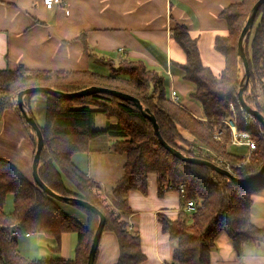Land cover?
Wrapping results in <instances>:
<instances>
[{
    "label": "trees",
    "instance_id": "trees-1",
    "mask_svg": "<svg viewBox=\"0 0 264 264\" xmlns=\"http://www.w3.org/2000/svg\"><path fill=\"white\" fill-rule=\"evenodd\" d=\"M256 1L242 0L222 12L229 25V35L216 39V49L226 57V67L220 77L204 66L197 40L191 37L186 26H177L173 31L175 39L187 54V62L181 65L184 79L195 85L192 96L201 102L207 120L195 117L172 100L163 76L156 69L148 67L142 59L127 58L119 62L110 60L111 72L108 74L34 71L22 66L16 70L0 69V121L7 108L15 107L37 144L36 132L17 104L19 91L35 85H49L64 91L93 85L111 87L132 94L145 108H150L164 139L182 152L200 156L180 145L179 141L185 138L179 126L215 154L242 162L234 169L238 176L255 174L264 163V125L258 119L247 122L246 117L250 114L241 107L238 92L245 68L237 50L239 36ZM83 42L90 52L85 37ZM244 46L250 68L249 85L244 97L250 106L264 115V4L247 34ZM39 93L48 98L46 121L43 126L40 125L45 141L39 164L40 177L55 192L88 200L105 214L104 231L115 233L120 245L117 264H141L145 259L140 234L130 227L123 214L129 209L128 191L140 189L146 193L148 173L152 171L159 174L161 193L168 182L173 183L174 190L181 185L185 188V194L181 195L179 218L175 221L166 216L161 218L163 229L179 241L174 251L176 264H211V251L222 232L229 236L236 250H240L246 241L264 240V229L251 221L252 193L264 189V173L259 180L236 184L209 166L181 160L161 144L152 122L136 104L119 97L96 93L65 98ZM33 94H27L25 100ZM93 105L99 108H93ZM98 112L108 117L116 116L117 124L98 129L94 123ZM234 115L238 130L249 131L258 140L254 157L249 162L243 163L226 147L231 129L224 120ZM217 129L223 130L220 139L214 135ZM102 134L118 136L120 139L113 145V150L126 156L124 173L111 192L113 205L98 195L96 189L100 183L72 160L74 153L88 151L91 138ZM8 193L14 195L11 213L4 209ZM191 199L199 200V205L195 212L189 214L185 206ZM76 206L87 212V224L66 213L59 200L47 194L34 180H28L15 166L0 159V264H87L100 218L92 210ZM18 224L20 234L44 233L55 238L59 244L64 233L77 232L79 243L75 258L32 260L23 257L18 252L15 237L11 235Z\"/></svg>",
    "mask_w": 264,
    "mask_h": 264
},
{
    "label": "crops",
    "instance_id": "crops-1",
    "mask_svg": "<svg viewBox=\"0 0 264 264\" xmlns=\"http://www.w3.org/2000/svg\"><path fill=\"white\" fill-rule=\"evenodd\" d=\"M241 1L64 0L69 9L67 13L58 5L46 8L42 0H0V69L16 70L22 66L34 71L108 74L111 72L110 60L142 59L163 76L172 100L175 91L177 103L195 117L207 120L201 102L192 96L195 85L184 79L181 65L187 62V54L175 39L173 31L177 26H186L191 37L197 40L202 63L220 77L226 67V57L216 49V39L229 35V25L222 12ZM84 37L90 45V52L85 48ZM34 99L35 96H32L25 100L31 115ZM43 102L47 107L48 98L45 95ZM92 107L99 108L96 105ZM117 122L116 116H107L97 128L105 129ZM179 130L184 138L192 139L187 130L180 126ZM229 136L231 138L226 142L228 152L246 162L249 147L232 144V134ZM119 139L109 134L91 138L88 151H83L88 157L85 166L77 161L76 153L72 155L74 164L100 183L96 191L111 205L112 189L123 175L126 161V156L113 150ZM35 151L32 132L26 127L21 114L15 107L7 108L0 121V159L12 164L33 181ZM127 197L129 209L123 217L140 234L141 249L145 255L141 264L175 263L174 251L179 241L163 229L161 218L166 216L172 221L179 218L181 193L174 189L161 193L159 174L152 171L148 173L147 192L130 189ZM72 216L83 224L88 222V214L83 209L77 208V215L73 213ZM251 221L264 229V189L252 193ZM70 233H64L60 244L57 242L61 249L67 247L61 250L64 256L55 257L71 259L68 249L73 248L75 243L78 246L79 238L76 241ZM36 234L44 233H29L26 237L32 238ZM14 237L18 252L27 259L37 260L31 255L32 250H19L20 233ZM119 255L117 236L111 231H104L95 264H117ZM210 259L211 264H264V240L246 241L240 250H236L229 236L222 232Z\"/></svg>",
    "mask_w": 264,
    "mask_h": 264
},
{
    "label": "water",
    "instance_id": "water-1",
    "mask_svg": "<svg viewBox=\"0 0 264 264\" xmlns=\"http://www.w3.org/2000/svg\"><path fill=\"white\" fill-rule=\"evenodd\" d=\"M263 4H264V0H257L255 2V4L253 5L251 12H250V15L246 21V24L244 25V27L241 31V34L239 36L238 50L237 51H238V55L242 58L243 65L245 68V74L241 80V86H240V89L238 92V98L240 100L241 107L247 113L254 116L256 119H258L264 125V115L261 114L258 110H256L252 106H250L246 102L245 97H244V92L247 89V87L249 85V80H250V68H249V62H248V58H247L246 51H245L244 42H245V39L247 37L249 30L254 25L257 13ZM39 92L51 94L54 96H61V97H65V98L81 97V96L92 95V94H96V93H106L109 95L119 97L123 100L133 102L140 109L142 114L152 122L155 133H156L158 139L160 140L161 144L171 154L180 158L181 160H184V161L189 162V163L209 166V167L213 168L214 170H216L217 172L225 175L233 183H236V184H245V183H249V182L259 180L264 173V163L262 164V166L258 170V172H256L255 174H252L248 177H240L237 174H235L234 172L230 171L229 169L222 167V166H219L218 164L214 163L213 161H211L207 158L185 154L180 149L169 144L164 139V137L161 133V130H160V125L158 123V120H157L155 114L151 111L150 108H148V107L145 108L143 106V104L141 103V101L137 97L133 96L132 94H129V93H126V92H123V91H120V90H117V89H114L111 87L101 86V85H93V86L83 88L80 90H75V91H64V90L57 89V88H54V87L49 86V85H35V86H30V87H27L25 89H22L18 93L17 104H18L22 114L24 115L26 121L30 124V126L33 128V130L36 132V135H37L36 151H35L34 160H33V178H34L35 183L42 190H44L47 194L56 198L57 200L63 201V202H70V203L75 204V205L86 207V208L92 210L93 212H95L96 214H98V216L100 218L97 229H96L95 234H94L93 242L91 244V248H90V251L88 254L87 264H94L95 263L99 244H100L102 234L104 232V228L106 225V216L96 205H94L93 203H91L88 200H85V199L77 197V196H66V195H62V194L55 192L40 177L39 164H40V160H41V152H42L44 145H45L44 135H43V132H42L40 125L38 124V122L36 121L34 116L31 115L28 112V110L26 109L25 99H24L27 94L39 93Z\"/></svg>",
    "mask_w": 264,
    "mask_h": 264
},
{
    "label": "rangeland",
    "instance_id": "rangeland-1",
    "mask_svg": "<svg viewBox=\"0 0 264 264\" xmlns=\"http://www.w3.org/2000/svg\"><path fill=\"white\" fill-rule=\"evenodd\" d=\"M32 96H35V98H36L32 102L33 116L36 119V121L38 122V124L43 126L45 124V110H46V106L43 102V94L34 93L29 98H31ZM231 108L233 109V106H231ZM234 117L236 118L235 115H234ZM105 119H107V116L105 114H103L102 112L96 113L95 114V120H94L96 127L101 126V121L105 120ZM226 120H228V118ZM179 143L181 146H183L184 148H186L188 150L191 149L193 152L196 150L194 147L195 142H194L193 138L192 139L185 138V140H180ZM76 154H77V158H78V160H77V158H76V160L84 166L87 165V162H88L87 155L84 152H78ZM121 156H125V154H121ZM230 162H231V160H230ZM235 162L237 164L242 163L240 161H238V162L235 161ZM246 162H249V161H246ZM214 163H216V162H214ZM216 164L223 167L221 162L216 163ZM235 168L236 167H234V169ZM106 201L110 202L109 199H106ZM59 202H60V206L62 207V209L66 213H68V214L72 213L71 215H73V213H75V215H77V208H79V207H77L76 205H74L70 202H63V201H59ZM4 209L7 213H11L13 211V209H14V195L12 193H8L6 195L5 202H4ZM79 209H81V208H79ZM70 234H73V238H75V240L77 241V237H78L77 234L78 233L77 232H71ZM20 237L22 239H20V242L18 241L19 250H32L31 255L36 257L35 259H37V260L44 258V257H47V256L48 257H50V256L55 257L56 255L64 256V252H62L61 250H66V248H67V247H65V248L61 249L59 244L57 243V241L53 237H50L46 234H36L32 238H29V237H26V234L21 233ZM41 238H43V240H41ZM22 241H24V242H22ZM30 241H31V243H30ZM76 248H77V245L75 243V244H73V248L68 249V250H70L69 258H71V259L75 258ZM39 251H42V252H39Z\"/></svg>",
    "mask_w": 264,
    "mask_h": 264
},
{
    "label": "built area",
    "instance_id": "built-area-1",
    "mask_svg": "<svg viewBox=\"0 0 264 264\" xmlns=\"http://www.w3.org/2000/svg\"><path fill=\"white\" fill-rule=\"evenodd\" d=\"M46 8L52 9L55 6H61L64 8L67 13H69V9L66 6V3L64 0H42ZM172 98L174 101H178V95L174 91L172 93ZM247 122L250 123V121L255 120L256 118L252 115H249V117H246ZM226 125L231 129V134H232V139L231 143L235 145H245L248 146L250 149V153L246 157V161H250L254 157V151L257 148L258 140L256 137H254L249 131H240L237 128L236 122H235V117L233 116L232 118H229L228 120H224ZM214 135L216 138L220 139L221 136L223 135V130L222 129H217L214 132ZM195 147V153L199 154L200 157L207 158L211 161H214L216 163L221 162L223 167L229 169L230 171L234 172V167H237L240 164H237L233 161L230 162L227 158L221 156L220 154H215L211 149L204 147L200 145L199 143L194 144ZM235 173V172H234ZM174 189L173 183L168 182L164 185V191L172 190ZM178 191L181 193V195L185 194V188L183 185L180 186ZM199 205V200L197 199H191L188 201L187 205L185 206V210L188 211L189 214H192L193 212L196 211ZM19 228L20 225H15L14 230L12 231L11 235L18 236L19 235ZM171 264H176V263H171Z\"/></svg>",
    "mask_w": 264,
    "mask_h": 264
}]
</instances>
